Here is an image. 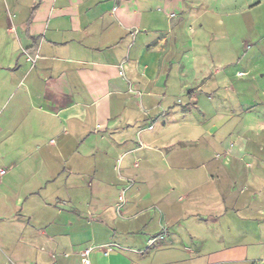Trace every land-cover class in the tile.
<instances>
[{"label": "crops", "instance_id": "1", "mask_svg": "<svg viewBox=\"0 0 264 264\" xmlns=\"http://www.w3.org/2000/svg\"><path fill=\"white\" fill-rule=\"evenodd\" d=\"M256 14L0 0V264H264Z\"/></svg>", "mask_w": 264, "mask_h": 264}, {"label": "rangeland", "instance_id": "2", "mask_svg": "<svg viewBox=\"0 0 264 264\" xmlns=\"http://www.w3.org/2000/svg\"><path fill=\"white\" fill-rule=\"evenodd\" d=\"M253 16L257 17L258 26H261L264 23V15L256 14ZM231 22H233V20H231ZM237 22L248 23L247 16H241V18H237ZM237 35H239L238 38H240L241 34L239 32ZM252 43H253V47L250 48V55H249L250 57L240 61L238 63V66L235 68V71L237 72V74L241 73L239 76H237L238 77L237 79H239L238 82H243V80H249L251 78L252 82L255 81L258 88L262 90L264 88V50H262V47L260 45H256L254 41H251L250 44ZM255 76L257 80L253 78ZM236 98L238 102H241L245 106L247 107L252 106L254 108V115L256 116L264 115V93L262 91L260 92L256 91L249 96L240 93ZM263 135L264 134H262V136ZM262 136H260L259 143H261L264 149V138H262ZM0 166H1V161H0Z\"/></svg>", "mask_w": 264, "mask_h": 264}, {"label": "built area", "instance_id": "3", "mask_svg": "<svg viewBox=\"0 0 264 264\" xmlns=\"http://www.w3.org/2000/svg\"><path fill=\"white\" fill-rule=\"evenodd\" d=\"M4 171H2V173H3ZM88 253H89V250H87V251H85L84 252V255H83V257H82V262H84L85 264H90V261H89V259H88Z\"/></svg>", "mask_w": 264, "mask_h": 264}]
</instances>
